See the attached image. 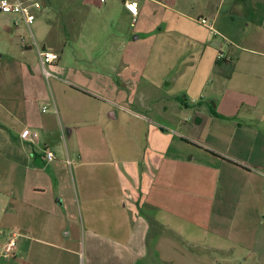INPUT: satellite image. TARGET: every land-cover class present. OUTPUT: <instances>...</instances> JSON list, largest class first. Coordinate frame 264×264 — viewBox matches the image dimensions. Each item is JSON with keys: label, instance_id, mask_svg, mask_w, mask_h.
Here are the masks:
<instances>
[{"label": "crops", "instance_id": "0c3cea01", "mask_svg": "<svg viewBox=\"0 0 264 264\" xmlns=\"http://www.w3.org/2000/svg\"><path fill=\"white\" fill-rule=\"evenodd\" d=\"M75 1L71 52L0 13V264H264V0Z\"/></svg>", "mask_w": 264, "mask_h": 264}, {"label": "rangeland", "instance_id": "374dc122", "mask_svg": "<svg viewBox=\"0 0 264 264\" xmlns=\"http://www.w3.org/2000/svg\"><path fill=\"white\" fill-rule=\"evenodd\" d=\"M43 1L44 0H32L31 2L41 3ZM70 5H72V7H70ZM76 5H77V2L75 0H47V5H46L47 9H44V7H42V9L36 10V12H38L39 14H38L36 23L33 25V30H34L35 34L41 35L40 29H39V28H41V26H43V23H41V21H44V18L49 17V18L54 20V25H55V27L52 28V31H51V33H52L51 36L53 37L52 40H55V39L57 40L59 36H61L62 38L68 39L67 40L68 45L64 49L67 52L68 51L71 52V50L74 49V48L71 49V47H73V46L75 47L74 44H76V42H77L76 38H73V36L76 35V32L74 34L69 33L70 32L68 30L69 27H67V28L63 27V23L69 21V19L71 17H75V19L76 18H78V19L83 18V20L87 21L89 24V21L91 19L95 18V16H93V14H95L96 13L95 11L97 10V8L94 7L93 12L85 10L83 12L84 14L80 15L79 8H76ZM67 6H69V7H67ZM0 18H1V16H0ZM78 22L79 23L75 24L74 27L80 28L79 26H80L81 22L80 21H78ZM40 24H41V26H40ZM86 29H88V28H86ZM95 29L99 30L96 32V34L101 35V31H103V29H101V27H98V26ZM41 30H42V28H41ZM79 33H80V30H79ZM85 33L87 34L88 31L86 30ZM43 34H46V31H44ZM26 35H27V39H28V32ZM55 36H57V38H55ZM103 38H104L103 39L104 43H107L108 42L107 41L108 40L107 34H104ZM131 38L134 39V35ZM37 39L39 42V37ZM51 50H54L53 47H51ZM56 51L58 52V54L61 53L60 49H55L54 52H56ZM99 60H100V62H104L106 59L100 58ZM115 60H118V59H115ZM130 60H131V71L133 70L132 71V73H133L132 78L134 79L133 80L134 82L131 86V98H132V102L134 103L133 108L139 110V108H140L139 100H144V101H148V103H152L153 100L155 101V100H159V99H166V97L168 96V92H166L165 90H159V89L152 87V85L149 82H147L146 79H141L139 74H134V70L139 69L140 58L139 57H136V58L132 57ZM47 68L50 71H52V68L50 65L47 66ZM127 94H128V91H127ZM140 110H142V112L144 114H147V116H148V114L150 116V112L149 111L145 112L143 107ZM104 143H105L104 140H100V145H104ZM201 263L196 262L195 264H201ZM179 264H188V261H180Z\"/></svg>", "mask_w": 264, "mask_h": 264}, {"label": "built area", "instance_id": "2783aa9c", "mask_svg": "<svg viewBox=\"0 0 264 264\" xmlns=\"http://www.w3.org/2000/svg\"><path fill=\"white\" fill-rule=\"evenodd\" d=\"M33 4L39 6L38 2ZM124 5L133 16L136 17L139 14V4L136 0L125 1ZM31 6V0H0V13L20 14L22 15L27 25L31 26L35 22V15L32 13ZM199 21L213 29V26L208 22L206 18L202 17L199 19ZM37 49L41 64L45 71H47V66L59 60V54L57 52L39 46H37ZM21 136L27 141H32L37 136V133L30 129H24L21 133ZM45 152V156L48 160H52L55 158L54 152L48 147L46 148ZM15 247L16 237L13 236L5 246V253L12 254L15 250Z\"/></svg>", "mask_w": 264, "mask_h": 264}, {"label": "trees", "instance_id": "16d2710c", "mask_svg": "<svg viewBox=\"0 0 264 264\" xmlns=\"http://www.w3.org/2000/svg\"><path fill=\"white\" fill-rule=\"evenodd\" d=\"M219 59H222V56H219Z\"/></svg>", "mask_w": 264, "mask_h": 264}]
</instances>
